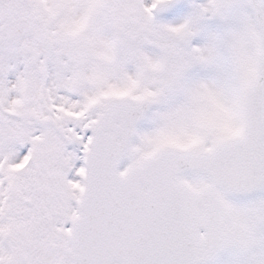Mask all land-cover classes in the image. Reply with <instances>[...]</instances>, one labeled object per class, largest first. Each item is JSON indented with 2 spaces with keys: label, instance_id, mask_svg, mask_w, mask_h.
Instances as JSON below:
<instances>
[{
  "label": "snow or ice",
  "instance_id": "6c2138e0",
  "mask_svg": "<svg viewBox=\"0 0 264 264\" xmlns=\"http://www.w3.org/2000/svg\"><path fill=\"white\" fill-rule=\"evenodd\" d=\"M0 264H264V0H0Z\"/></svg>",
  "mask_w": 264,
  "mask_h": 264
}]
</instances>
